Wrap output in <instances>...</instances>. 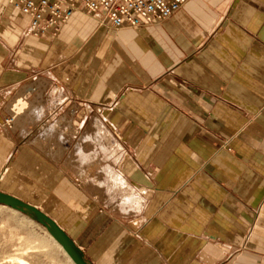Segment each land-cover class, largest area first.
<instances>
[{
  "label": "crops",
  "instance_id": "1",
  "mask_svg": "<svg viewBox=\"0 0 264 264\" xmlns=\"http://www.w3.org/2000/svg\"><path fill=\"white\" fill-rule=\"evenodd\" d=\"M29 22L0 0L1 190L40 208L22 178L48 184L44 213L90 264H264V0L122 29L82 10L54 37ZM47 100L86 132L4 125Z\"/></svg>",
  "mask_w": 264,
  "mask_h": 264
},
{
  "label": "rangeland",
  "instance_id": "2",
  "mask_svg": "<svg viewBox=\"0 0 264 264\" xmlns=\"http://www.w3.org/2000/svg\"><path fill=\"white\" fill-rule=\"evenodd\" d=\"M43 79V76H37L30 80L25 88L29 85L36 84ZM57 89H62V87L57 86ZM51 90H47L46 99L48 96L47 94L52 92ZM33 98V95L29 96V100ZM53 105L54 104H52L51 101L47 100L40 113L41 118L35 121L30 120L24 123L22 127L19 126L18 122L23 116L17 115L16 111L12 112L11 106L9 110L10 115L15 117L14 123L12 124L13 130H20L21 134L25 133L32 137H38L43 134L45 135L48 128L54 130L53 136H57V134L71 135V133L84 134L86 132V124L68 126L67 122L70 121L71 117H74L75 114L56 110L55 107L53 108ZM80 143L82 144V151L85 149L87 150V144L89 142L80 141ZM49 146L50 149L51 147L56 149L57 144H50ZM33 148L40 151V148L36 144L33 145ZM36 158L41 162L39 155H37ZM50 159L54 165L59 161L55 157ZM50 172H52V174L58 173L54 168H51ZM25 173L26 175L24 176ZM25 173L23 174L24 177L22 179L29 182L31 187H33L34 194L41 198L39 200L40 209L43 212L45 210L49 211V209L45 207V199H50L52 188L49 187L48 184L46 185L35 182V180L30 177L31 175L29 176L30 178L27 176L30 173ZM2 183L3 181L0 182V191L2 189ZM54 185L52 184V186ZM48 233L49 232L39 224L33 216H29L18 210L15 211L3 205L0 206V264H17L15 260L18 258L25 260L28 264H73L70 258H68L66 254H64V251L61 250L62 248L53 243V240H51L52 238Z\"/></svg>",
  "mask_w": 264,
  "mask_h": 264
},
{
  "label": "built area",
  "instance_id": "3",
  "mask_svg": "<svg viewBox=\"0 0 264 264\" xmlns=\"http://www.w3.org/2000/svg\"><path fill=\"white\" fill-rule=\"evenodd\" d=\"M188 0H10L12 6L30 19L26 34L54 37L78 11L101 15L102 22L122 29L140 28L167 21L180 12ZM15 117L4 125L12 128Z\"/></svg>",
  "mask_w": 264,
  "mask_h": 264
},
{
  "label": "water",
  "instance_id": "4",
  "mask_svg": "<svg viewBox=\"0 0 264 264\" xmlns=\"http://www.w3.org/2000/svg\"><path fill=\"white\" fill-rule=\"evenodd\" d=\"M6 206L13 210L33 216L39 224L47 229L57 244L61 245L64 252L71 259L73 264H90L86 261L82 251L73 243L71 238L61 226L49 215L44 213L40 208L29 204L18 197H14L4 191H0V206Z\"/></svg>",
  "mask_w": 264,
  "mask_h": 264
},
{
  "label": "bare ground",
  "instance_id": "5",
  "mask_svg": "<svg viewBox=\"0 0 264 264\" xmlns=\"http://www.w3.org/2000/svg\"><path fill=\"white\" fill-rule=\"evenodd\" d=\"M22 104H23V102L22 103H20V104H18L17 105V107H21L22 106ZM25 108V107H24ZM16 110V109H15ZM6 207V206H5ZM47 230V229H46ZM48 231V230H47ZM49 232V231H48ZM48 234H50V232L48 233ZM50 237L52 238L51 240H53V243H55V244H57L56 243V241L53 239V237L51 236V234H50ZM59 247H61V245H59V244H57ZM62 248V247H61ZM60 248V249H61ZM61 250H63V248L61 249ZM64 251V250H63ZM64 254H66L65 252H64ZM67 256V255H66ZM68 257V256H67ZM71 260V259H70ZM16 261V263L17 264H28L25 260H23V259H20V258H18L17 260H15Z\"/></svg>",
  "mask_w": 264,
  "mask_h": 264
}]
</instances>
